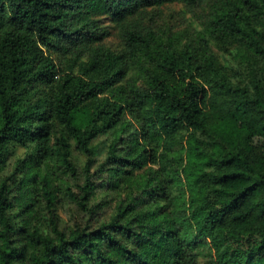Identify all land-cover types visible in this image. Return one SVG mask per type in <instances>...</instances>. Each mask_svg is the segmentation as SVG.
<instances>
[{
  "label": "trees",
  "instance_id": "obj_1",
  "mask_svg": "<svg viewBox=\"0 0 264 264\" xmlns=\"http://www.w3.org/2000/svg\"><path fill=\"white\" fill-rule=\"evenodd\" d=\"M0 264H264V0H0Z\"/></svg>",
  "mask_w": 264,
  "mask_h": 264
},
{
  "label": "rangeland",
  "instance_id": "obj_2",
  "mask_svg": "<svg viewBox=\"0 0 264 264\" xmlns=\"http://www.w3.org/2000/svg\"><path fill=\"white\" fill-rule=\"evenodd\" d=\"M180 9V6L164 7V12L158 17V24L163 29L169 28L172 38L175 37L178 41H185L188 36H192L194 33L192 27L176 13Z\"/></svg>",
  "mask_w": 264,
  "mask_h": 264
}]
</instances>
